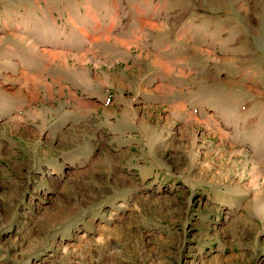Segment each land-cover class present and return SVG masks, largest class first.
I'll return each instance as SVG.
<instances>
[{
	"label": "rangeland",
	"instance_id": "rangeland-1",
	"mask_svg": "<svg viewBox=\"0 0 264 264\" xmlns=\"http://www.w3.org/2000/svg\"><path fill=\"white\" fill-rule=\"evenodd\" d=\"M0 264H264V0H0Z\"/></svg>",
	"mask_w": 264,
	"mask_h": 264
},
{
	"label": "crops",
	"instance_id": "crops-1",
	"mask_svg": "<svg viewBox=\"0 0 264 264\" xmlns=\"http://www.w3.org/2000/svg\"><path fill=\"white\" fill-rule=\"evenodd\" d=\"M144 18L142 17V18H140L139 19V21L141 22H143L144 20H143ZM152 63H156L157 65L159 64V61H158V58L157 57H155V56H153V58H152ZM161 64V63H160ZM76 73V72H75ZM101 83H105V82H101ZM185 105H184V103L182 104L181 103V105H180V107H184Z\"/></svg>",
	"mask_w": 264,
	"mask_h": 264
},
{
	"label": "bare ground",
	"instance_id": "bare-ground-1",
	"mask_svg": "<svg viewBox=\"0 0 264 264\" xmlns=\"http://www.w3.org/2000/svg\"><path fill=\"white\" fill-rule=\"evenodd\" d=\"M141 22H142V21H141ZM146 22H148V21H146ZM47 50H48V49H47ZM52 50H53V49H52ZM52 50H51V51H52ZM49 51H50V50H49ZM53 51H54V52H53V55H54V53H57V52H58V51L56 52L55 50H53ZM48 53H49V52H48ZM61 53H62V52H61ZM58 54H59V53H58ZM51 56H52V55H51ZM54 56H55V55H54ZM59 56H60V55H59ZM178 59H179V58H178ZM25 80H26V79H25ZM33 83H34V82H33ZM21 85H22V84H21ZM23 86H24V85H23ZM33 86H34V85H33ZM60 87H61V86H60ZM31 95H32V94H31ZM32 98H33V96H32ZM34 98H35V97H34Z\"/></svg>",
	"mask_w": 264,
	"mask_h": 264
}]
</instances>
